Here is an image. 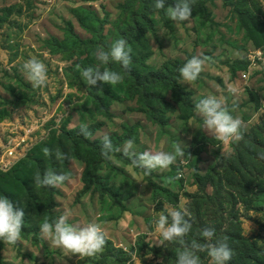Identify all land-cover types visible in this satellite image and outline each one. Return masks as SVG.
Returning a JSON list of instances; mask_svg holds the SVG:
<instances>
[{"label":"rangeland","instance_id":"obj_1","mask_svg":"<svg viewBox=\"0 0 264 264\" xmlns=\"http://www.w3.org/2000/svg\"><path fill=\"white\" fill-rule=\"evenodd\" d=\"M154 3L0 0V178L35 145L78 132L81 125L94 139L108 136L116 147L135 138L138 154L173 152L177 146L186 153L150 175L179 195L176 203L156 198L148 176L115 155L102 170L115 197L88 187L84 164L73 161L74 177L59 187L56 211L67 214L72 225L99 223L107 239L104 251L80 259L41 236L37 242L21 237L16 245L4 243L0 264H176L182 246L178 241L161 245L154 221L183 209L192 224L184 237L187 245L206 243L202 229L214 228L216 238L227 237L230 261L241 251L240 238L264 254V0H195L184 22L170 20ZM174 4L166 0V6ZM121 37L129 47L140 40L142 52L148 47V64L165 71L168 85L176 81L186 88L193 106L202 98L221 99L242 120L244 138L223 144L204 129L195 111L184 119L169 113L163 126L157 123L158 110L140 98L123 97L111 107L112 119L102 118L107 84L90 88L81 72L89 67L119 72V63H100L93 53ZM193 56L211 61L196 81L186 82L178 70ZM31 58L46 65L45 86L33 87L26 79L22 66ZM168 101L174 104L172 94ZM127 127L137 128L135 134L126 133ZM197 255L200 264H209L206 251Z\"/></svg>","mask_w":264,"mask_h":264},{"label":"clouds","instance_id":"obj_2","mask_svg":"<svg viewBox=\"0 0 264 264\" xmlns=\"http://www.w3.org/2000/svg\"><path fill=\"white\" fill-rule=\"evenodd\" d=\"M194 3L195 0H175L174 6H166V0H155L153 7L156 10L166 9L167 15L172 21L184 22L191 18ZM130 53L128 41L121 37L113 41L108 49L98 47L93 55L100 63L107 64L109 61H115L123 69L130 71V64L132 63ZM210 61L211 58L208 56H193L179 68V75L186 82H194ZM22 67L26 79L32 83L33 87L46 85L48 80L47 67L43 62L37 58H31ZM81 76L86 81V86L90 88L96 86L97 82L109 85L123 82V76L119 72L109 69L101 71L98 68L89 67L82 70ZM194 111L202 118L204 129L223 144L237 143L244 138L242 120L233 116L221 99L215 97L202 98L195 104ZM80 133L85 138L92 136L87 125H81ZM42 152L45 157L54 158L61 163L70 160V156L59 149L53 152L50 148L44 147ZM117 152H121L123 156L129 158L131 165L143 170L145 175H151L157 169L166 170L176 162L177 156L186 155L179 146L173 152L144 151L138 154L134 151L133 139L126 140L122 147H116L110 138L105 136L102 141L101 155L106 160H111L112 154ZM260 159H264V153L260 154ZM33 181L37 189L56 188L66 182L70 183L72 177L68 173L46 170L43 174L37 172ZM189 215L187 209L170 210L167 215L160 214L154 221L155 231L161 237L159 243L161 245L163 242L178 241L180 243L182 247L177 256L176 264H200L197 253L201 251L207 252L210 258L209 264H228L233 256L232 249L226 242L227 237L216 238L214 228L202 229L201 236L206 243L201 244L196 241H193L191 245L185 243L184 237L192 228V224L185 218ZM68 219L67 214L61 215L55 220L45 217L39 229L41 238L49 242L51 246L61 249L65 254L78 255L80 259L95 257L104 251L107 239L105 231L99 223L91 222L81 227L69 224ZM23 227V208H16L11 200L0 195V242L16 245L21 240Z\"/></svg>","mask_w":264,"mask_h":264},{"label":"trees","instance_id":"obj_3","mask_svg":"<svg viewBox=\"0 0 264 264\" xmlns=\"http://www.w3.org/2000/svg\"><path fill=\"white\" fill-rule=\"evenodd\" d=\"M140 45V40L130 45V49H132L130 71L122 67L119 70L123 76V82L116 85L107 84L105 88L106 100H102L100 103L101 117L111 120L113 117L111 107L123 102V97L126 99L140 98L141 102L145 103L151 111L158 110L160 115L157 123H161L163 126L168 121L169 113H178L182 119L193 114L194 106L189 91L176 81L168 85L165 71L157 70L148 64L150 59L149 52H147L148 47H145L142 52L143 44L141 47ZM170 94H172L174 104L168 101ZM128 130L135 134L137 128L127 127L125 132L128 133ZM102 141V139H94L93 136L85 138L80 131L73 133L67 131L58 137L35 145L26 158L19 161L11 172L4 175V178H0V195L11 200L16 208L24 210V227L21 233L23 239L32 238L37 242L43 219L48 217L50 220H55L59 217L56 209L60 186L37 189L33 181L37 172L43 174L46 170H52L56 173H68L73 178L74 171L71 168V163L76 160L85 166L84 182L88 187L95 188L103 195L111 194L112 197L117 195L114 187L108 184L102 175L105 164H111L110 160H106L101 155ZM44 147L50 148L53 152L59 149L67 153L70 160L61 163L54 158L45 157L42 152ZM114 155L127 165L132 166L130 159L123 156L122 153H113L112 156ZM134 169L138 173H144L141 169ZM147 176L150 184L154 186L156 198L163 196L170 203L178 201V194L155 183L150 175ZM3 245L4 243L0 242V263ZM239 246L241 251L229 264H264V254L256 251L247 239L240 238Z\"/></svg>","mask_w":264,"mask_h":264},{"label":"built area","instance_id":"obj_4","mask_svg":"<svg viewBox=\"0 0 264 264\" xmlns=\"http://www.w3.org/2000/svg\"><path fill=\"white\" fill-rule=\"evenodd\" d=\"M246 78V76H244Z\"/></svg>","mask_w":264,"mask_h":264}]
</instances>
